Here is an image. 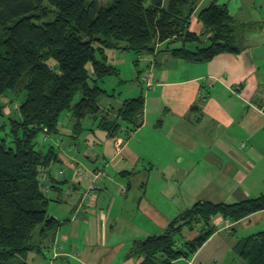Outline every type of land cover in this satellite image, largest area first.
I'll list each match as a JSON object with an SVG mask.
<instances>
[{
    "label": "crops",
    "instance_id": "crops-1",
    "mask_svg": "<svg viewBox=\"0 0 264 264\" xmlns=\"http://www.w3.org/2000/svg\"><path fill=\"white\" fill-rule=\"evenodd\" d=\"M212 1L200 0L191 18V30L204 34L200 45L209 43V33L198 14ZM233 1L230 8L218 0L236 26H261L238 33L239 52L188 62L162 50L181 42H158L153 53H138L137 62L144 61L138 76L152 72L145 95L142 87H131L128 96L100 104L116 116L124 99L144 95L140 126L131 130L124 123L111 136L97 120L86 119V129L76 135L68 112L59 132L43 133L41 144L53 146L57 155L42 176L48 213L62 223L48 233L36 229L35 248L23 257L28 264H142L133 252L136 242L163 232L194 203H234L264 194V11H252L263 9L264 0H251L258 6ZM119 50L107 55L120 70L126 60ZM214 225L194 255L173 264H247L233 256L235 247L264 230V209L238 220L218 215ZM198 233L185 225L182 238Z\"/></svg>",
    "mask_w": 264,
    "mask_h": 264
},
{
    "label": "trees",
    "instance_id": "trees-1",
    "mask_svg": "<svg viewBox=\"0 0 264 264\" xmlns=\"http://www.w3.org/2000/svg\"><path fill=\"white\" fill-rule=\"evenodd\" d=\"M199 1L0 0V96L19 87L26 92L18 103L21 118H10L7 136H0V264H28L23 257L35 248L36 229L48 233L62 223L48 213L42 180L57 155L53 146L36 140L40 133L59 132L65 111L76 135L86 129V119L97 120L111 136L124 123L131 130L142 124L144 95L124 99L116 116L101 109L99 100L108 91L100 81L118 74L107 50L153 53L158 42H181L162 50L203 62L242 49L234 17L218 0L199 11L209 33V43L199 44L204 34L191 30ZM45 2L54 9L45 8ZM192 43L196 49L188 48ZM5 103L0 102V115ZM262 209L264 194L234 203L198 201L163 232L138 240L133 252L143 257L142 264H173L198 251L215 231L216 216L238 220ZM185 225L198 228V235L184 240ZM235 250L247 264H264V230L241 239Z\"/></svg>",
    "mask_w": 264,
    "mask_h": 264
},
{
    "label": "rangeland",
    "instance_id": "rangeland-1",
    "mask_svg": "<svg viewBox=\"0 0 264 264\" xmlns=\"http://www.w3.org/2000/svg\"><path fill=\"white\" fill-rule=\"evenodd\" d=\"M110 0H102V2H109ZM211 0H205V3H209ZM230 8L231 4L234 3L233 0H227ZM242 3H254L251 0H242ZM259 3V2H257ZM264 3V2H263ZM46 7L49 10L54 9L52 7L49 6V4L47 2H45ZM257 4H255L256 6ZM258 6V5H257ZM252 11L260 14V12L264 11V8L262 9L260 6L258 7H254L252 9ZM52 17V16H50ZM237 30L236 32L241 34L243 33L247 28H253V29H258L261 26L258 24H254V23H249L247 25L241 24L240 26H234ZM242 31V32H241ZM119 53H125V62L119 64L120 66V70L118 68V74H114L111 76H108L106 78H104L103 80L100 81V85L105 87L108 90V94L106 95H102L99 103L101 105H104L106 103V101L108 102H113V97H117L120 96V94L125 97L128 96L131 87L133 88H139V90H141V87L143 88V94L145 95L146 93V84L144 82L140 81V76H138V69L142 68L144 65V61L143 60H139L137 62L138 58V53L132 50H119ZM145 71V69H144ZM143 71V72H144ZM142 72V73H143ZM144 83V84H143ZM22 87H19L18 90L16 92H7V94L5 95H1L0 96V102L5 103V107H4V115H0V136H7L9 130H10V118H21L20 112L18 111V103L21 102L22 100H24V98L26 97V92L25 90L21 89ZM21 89V90H19ZM134 92V91H131ZM132 94H136V93H132ZM135 96V95H132ZM13 99V100H12ZM68 112H64L63 115H66ZM37 141L39 142H43L44 140V134L40 133L37 138ZM236 252V251H235ZM238 256L237 252L233 254V256ZM239 259L240 256H238Z\"/></svg>",
    "mask_w": 264,
    "mask_h": 264
},
{
    "label": "built area",
    "instance_id": "built-area-1",
    "mask_svg": "<svg viewBox=\"0 0 264 264\" xmlns=\"http://www.w3.org/2000/svg\"><path fill=\"white\" fill-rule=\"evenodd\" d=\"M141 82H144L147 86H151L152 82V72L151 70L145 69V71L141 74Z\"/></svg>",
    "mask_w": 264,
    "mask_h": 264
}]
</instances>
